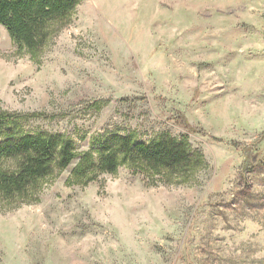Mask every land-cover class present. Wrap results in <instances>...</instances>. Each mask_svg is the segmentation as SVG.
<instances>
[{
	"label": "rangeland",
	"instance_id": "1",
	"mask_svg": "<svg viewBox=\"0 0 264 264\" xmlns=\"http://www.w3.org/2000/svg\"><path fill=\"white\" fill-rule=\"evenodd\" d=\"M70 19L36 60L0 25V111L77 153L104 132L186 133L205 165L81 185L74 160L0 196V264H264V0H81Z\"/></svg>",
	"mask_w": 264,
	"mask_h": 264
},
{
	"label": "trees",
	"instance_id": "2",
	"mask_svg": "<svg viewBox=\"0 0 264 264\" xmlns=\"http://www.w3.org/2000/svg\"><path fill=\"white\" fill-rule=\"evenodd\" d=\"M80 1L0 0V25L18 52L25 51L36 60L48 41L70 22ZM24 119L25 115L0 111V196L4 200L34 194L43 180L64 171L74 160L67 183L81 185L100 174H115L121 166L188 180L205 165L201 150L191 145L186 133L162 132L141 139L135 131L104 132L91 138L87 150L77 153L70 137L28 131Z\"/></svg>",
	"mask_w": 264,
	"mask_h": 264
}]
</instances>
